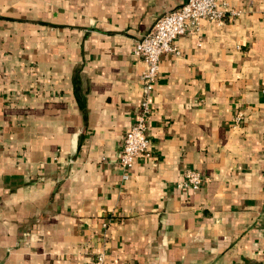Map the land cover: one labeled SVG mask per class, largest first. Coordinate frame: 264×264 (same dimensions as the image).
<instances>
[{"label":"crops","instance_id":"obj_1","mask_svg":"<svg viewBox=\"0 0 264 264\" xmlns=\"http://www.w3.org/2000/svg\"><path fill=\"white\" fill-rule=\"evenodd\" d=\"M183 1L0 0V264L264 263V0H218L237 15L177 37L151 157L118 163L134 41Z\"/></svg>","mask_w":264,"mask_h":264},{"label":"built area","instance_id":"obj_2","mask_svg":"<svg viewBox=\"0 0 264 264\" xmlns=\"http://www.w3.org/2000/svg\"><path fill=\"white\" fill-rule=\"evenodd\" d=\"M239 11L228 9L218 0H184L178 7L163 12L151 28L135 39L133 54L141 59L144 66L140 72L142 97L134 116V122L126 131L118 163L123 169V177L129 176V169L138 160L151 157V139L148 133L147 119L150 113L149 96L153 90L159 72L160 57L166 52H178L176 39L179 35L198 30L202 19H233ZM240 113L236 116L237 120ZM261 168L264 170V155ZM202 173L194 168H186L178 186L196 189L203 180ZM91 264H119L106 257L104 252L95 255ZM264 264V263H261Z\"/></svg>","mask_w":264,"mask_h":264}]
</instances>
